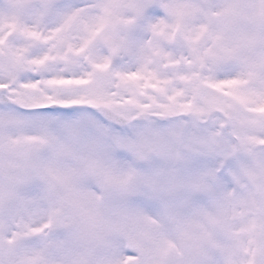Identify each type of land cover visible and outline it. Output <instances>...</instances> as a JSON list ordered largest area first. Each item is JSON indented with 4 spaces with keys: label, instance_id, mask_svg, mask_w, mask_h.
<instances>
[{
    "label": "snow or ice",
    "instance_id": "1",
    "mask_svg": "<svg viewBox=\"0 0 264 264\" xmlns=\"http://www.w3.org/2000/svg\"><path fill=\"white\" fill-rule=\"evenodd\" d=\"M0 264H264V0H0Z\"/></svg>",
    "mask_w": 264,
    "mask_h": 264
}]
</instances>
